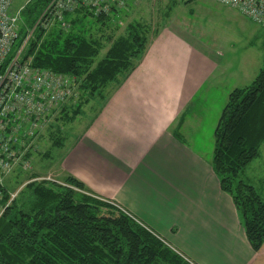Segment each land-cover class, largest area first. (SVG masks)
I'll return each mask as SVG.
<instances>
[{"label":"crops","instance_id":"0c3cea01","mask_svg":"<svg viewBox=\"0 0 264 264\" xmlns=\"http://www.w3.org/2000/svg\"><path fill=\"white\" fill-rule=\"evenodd\" d=\"M155 40L90 121L68 136L53 176L58 182L72 176L117 204L192 264H264V243L252 251L212 171L213 149L205 157L192 147L215 104L206 86L220 54L169 30ZM236 88L224 91L214 112L213 148L214 129Z\"/></svg>","mask_w":264,"mask_h":264},{"label":"trees","instance_id":"16d2710c","mask_svg":"<svg viewBox=\"0 0 264 264\" xmlns=\"http://www.w3.org/2000/svg\"><path fill=\"white\" fill-rule=\"evenodd\" d=\"M49 1L32 0L25 7L21 38ZM69 32L55 28L42 37V30L37 29L26 51L32 67L80 79L78 102L74 108L65 107L57 119L67 123L82 114L89 99L103 101L108 87L119 78L120 85L147 50V39L131 29L98 59L99 42ZM48 137L58 148L66 140L55 125L50 126ZM213 137L212 171L232 200L250 248L258 252L264 243V200L239 175L259 157L264 143V53L252 82L229 93ZM62 182L26 185L28 199L24 203L14 200L3 213L0 264H189L74 177L66 176Z\"/></svg>","mask_w":264,"mask_h":264},{"label":"rangeland","instance_id":"374dc122","mask_svg":"<svg viewBox=\"0 0 264 264\" xmlns=\"http://www.w3.org/2000/svg\"><path fill=\"white\" fill-rule=\"evenodd\" d=\"M26 1L28 3L25 4ZM31 2L32 0L16 2L18 6L25 4L20 13V28L23 26L22 12ZM69 15V19L66 20V30H62L60 24L55 23L43 32L42 37L55 28L67 33L69 31L81 33L86 38L101 44L98 59L103 57L116 38L126 36L131 29L147 39V49L151 43L156 41L160 33L169 30L185 36L205 49L220 54V66L206 86L207 89H214L215 104L211 108V114L208 113L204 120L198 140L192 145L205 157L208 156L210 149H213V143L210 141V124L213 125L212 122L217 118L214 112L220 106V102H224L226 98L227 93L224 94V91L233 85L238 88L248 86L262 65L264 28L251 23L236 10L209 0H131L124 7L104 15L102 20H97L98 16L87 8L75 10ZM33 38L35 39V33ZM38 42L40 43V40ZM79 80L77 78L78 91H80ZM119 82L120 78L111 84L105 96L110 90L115 89ZM102 102L100 98H91L82 107V114L71 123L57 120L51 123V126L58 127L60 136H66L67 139L71 133L90 121ZM49 128L43 132V139L40 141V155L35 156L32 173L17 170L15 175L5 179V185L10 193L15 192L22 183L30 180L31 174H39L40 178L56 179L53 176V170L57 168L58 157L62 151L54 145V139L51 138V140L48 137ZM259 153L260 157L243 173L241 172L239 178L242 180L250 178V182L254 184L250 185L254 186L264 200V144L261 145ZM23 190L19 191L20 193L18 192L15 198L21 203H24L29 196L26 190Z\"/></svg>","mask_w":264,"mask_h":264},{"label":"built area","instance_id":"2783aa9c","mask_svg":"<svg viewBox=\"0 0 264 264\" xmlns=\"http://www.w3.org/2000/svg\"><path fill=\"white\" fill-rule=\"evenodd\" d=\"M130 1L50 0L33 27L26 29L21 38L20 13L28 1L18 6V0H0V217L27 184L55 182L35 173L14 193L5 186V179L17 170L32 173L35 156L40 155L43 132L57 121L65 107L74 108L80 95L76 77L32 67L26 49L34 32L47 31L55 23L66 30L65 16L78 9L87 8L94 15L103 16ZM209 1L234 9L264 28V0Z\"/></svg>","mask_w":264,"mask_h":264}]
</instances>
